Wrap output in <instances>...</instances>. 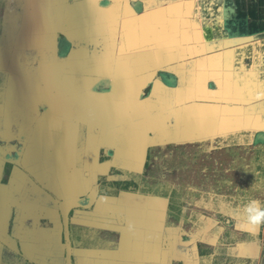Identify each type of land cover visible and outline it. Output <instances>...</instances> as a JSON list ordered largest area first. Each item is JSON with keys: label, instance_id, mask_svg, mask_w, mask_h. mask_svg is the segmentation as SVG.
I'll return each instance as SVG.
<instances>
[{"label": "crops", "instance_id": "obj_1", "mask_svg": "<svg viewBox=\"0 0 264 264\" xmlns=\"http://www.w3.org/2000/svg\"><path fill=\"white\" fill-rule=\"evenodd\" d=\"M20 12L0 29V264H264L254 175L232 188L225 172L200 177L225 187L195 220L126 183L148 146L234 135L255 148L244 138L264 136V0H28V21ZM35 133L43 182L23 159ZM235 158L243 171L249 157ZM252 208L262 215L243 217Z\"/></svg>", "mask_w": 264, "mask_h": 264}, {"label": "rangeland", "instance_id": "obj_2", "mask_svg": "<svg viewBox=\"0 0 264 264\" xmlns=\"http://www.w3.org/2000/svg\"><path fill=\"white\" fill-rule=\"evenodd\" d=\"M35 1L38 4L41 2V0ZM27 6L28 0H0V18L2 16L7 20L4 22L6 26L1 25L0 29L5 30L7 25L11 27L18 11H21L19 15H22V19L20 20L22 22L23 14L27 12ZM24 18L26 19V17ZM23 27L26 28L27 24L25 23ZM25 135L27 137L30 136L29 133ZM39 137L38 133L31 135L30 144L23 150L25 153L23 159L30 162V166H27V171L33 176L40 178L43 182L42 179L48 178L51 173V168L49 159L46 157L47 155L45 156L40 147L36 145V140ZM234 139V135H228L227 138L215 137L212 139L195 140V142L192 141L189 145L183 144L178 146L172 143L162 145L160 148L152 150V159L148 161L149 163L151 162L150 166L146 167L147 169L143 166V169H146L144 172H148L149 178L152 177L153 180L158 178L161 183L167 186V190H170V187H172L173 193L170 204L182 205L183 207L190 205L191 209H193L191 217L194 218L195 215L198 217L197 212H200L204 204L208 202L206 197H204L206 192L219 190L223 185L225 187L224 182H217V180L210 181L208 178L204 179V177L200 178L202 174L204 176V174L212 175L225 172L232 181L228 188H232L236 176L241 174V172H246L244 176L254 175L255 179L258 178L255 182L261 183V187L264 186V136L262 134H255L251 137L245 135L244 140L246 142H254V149L246 148L245 146L247 145L245 144L243 149H236V144L233 145L236 143ZM213 140H215L214 143L211 142ZM224 141L230 146L227 152L224 149L220 150L216 148L221 146V143ZM246 151L249 153H246ZM242 154L249 157L244 162V165L246 164L248 167L243 171H241L242 167L237 166L235 163V157ZM156 155L158 160L154 158ZM10 165V163L5 162L4 174L7 173L6 169ZM252 200L250 196H245L242 203L245 205L251 204ZM255 200L256 198H254ZM261 202H264V198H262ZM185 215L187 219L188 213H185ZM242 215L248 218L252 213L249 211ZM205 226H207L205 223H200L198 228L199 235L206 236L208 228ZM211 234L215 236L217 230H212Z\"/></svg>", "mask_w": 264, "mask_h": 264}, {"label": "flooded vegetation", "instance_id": "obj_3", "mask_svg": "<svg viewBox=\"0 0 264 264\" xmlns=\"http://www.w3.org/2000/svg\"><path fill=\"white\" fill-rule=\"evenodd\" d=\"M158 148H160V147H158V146H155V147L154 146H148L146 148L147 149L145 151L146 157H145L144 164H143V166L145 168L150 166L151 162L149 163L148 161L152 159V154H151L152 150L153 149L156 150ZM246 153H249V152L246 151ZM154 158L157 159L158 158L157 155ZM10 167H11V165L6 169L7 173L5 174V176L3 178V181H6L7 175L9 174V171H10ZM247 167L248 166L245 165V169H247ZM4 173H5V171H4ZM245 174L246 173L243 172V175H245ZM201 176H203V174ZM126 183H127V185L132 187L134 190L138 189L141 193H144V194H151V195H156V196L157 195L158 196H164V197H168L169 200L172 197V193H173L172 192V190H173L172 187H170V190H167V186L165 184L161 183L158 178H155L154 180L152 179V177L149 178L148 172H144V169H143V172L141 173V175L139 177H131L129 181H126ZM170 206H171V204H170ZM262 208H264V204H262ZM247 212H249V211H247ZM253 212H254V210L252 208V212L250 211V213H252V215H256V216L258 215L259 217L262 215V214H259V213L258 214H253ZM252 215H249L248 219H250V217ZM191 219L195 220V216H194V218L191 217Z\"/></svg>", "mask_w": 264, "mask_h": 264}]
</instances>
